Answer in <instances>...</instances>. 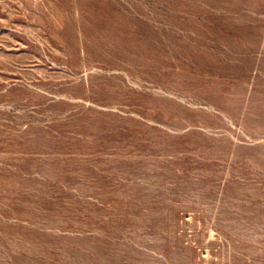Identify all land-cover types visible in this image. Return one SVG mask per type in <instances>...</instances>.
<instances>
[{
  "label": "rangeland",
  "instance_id": "374dc122",
  "mask_svg": "<svg viewBox=\"0 0 264 264\" xmlns=\"http://www.w3.org/2000/svg\"><path fill=\"white\" fill-rule=\"evenodd\" d=\"M0 264H264V0H0Z\"/></svg>",
  "mask_w": 264,
  "mask_h": 264
}]
</instances>
